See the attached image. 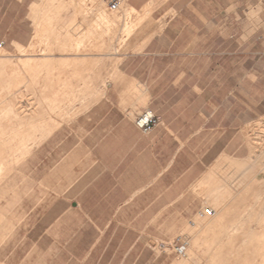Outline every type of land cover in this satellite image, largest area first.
I'll use <instances>...</instances> for the list:
<instances>
[{"label":"crops","instance_id":"0c3cea01","mask_svg":"<svg viewBox=\"0 0 264 264\" xmlns=\"http://www.w3.org/2000/svg\"><path fill=\"white\" fill-rule=\"evenodd\" d=\"M88 1L96 5L95 16L75 18L89 13L79 9ZM235 2L234 8L230 0H129L118 12L107 8L108 13L105 0H82L81 4L76 0H0V25H13L16 30L28 27L30 32L33 25H39L37 36L48 38L57 25H68L56 36L85 30L74 43L75 51L81 43L114 46L109 54L93 52L83 58L84 63L104 61L109 65L106 74L101 73V67L98 72L93 68L89 77L98 79L97 84L88 82L78 90L103 96L82 114L93 128L82 137L84 147L91 143L87 145L90 151L82 163L83 177H78L75 203L69 210L85 223L82 234L89 238L83 240L84 256L79 264H167L169 258L162 254L161 243L159 252L148 239H162L167 222L191 220L196 202L190 191L210 166L223 158H245L249 129L256 130L264 120V25H229L230 14L235 13L238 20L245 4V0ZM255 3L252 15L258 11L264 17V0ZM149 16L158 25H149ZM91 24L97 25L100 38L109 36L115 25L133 38L123 43L124 52L119 51L122 43L117 38L87 43L85 40L95 35L89 31ZM14 42L21 45L20 40ZM57 42L60 50L67 45ZM53 45L47 42L43 52H53ZM49 58L44 54L48 63ZM75 72L78 77L88 76L79 69ZM104 78L106 89L100 85ZM83 104L74 106L79 110ZM141 111H151L160 119L149 133L134 123ZM53 121L31 139L36 144L25 160L0 182V249L15 236L23 218L16 214L8 217L17 198L6 191L51 141L58 128V124L51 126ZM246 185L242 176L228 185L202 183L199 190L213 194L209 204L217 211L230 192H239ZM242 205L238 210L230 207L225 217L209 220L237 222L235 227L232 224L219 234L211 233L212 226L201 227L190 239L251 236L239 224L245 221L246 207L253 208L247 213L261 216L264 190ZM141 222L159 223L157 232L149 234L134 224ZM255 235L264 238V232L252 237ZM179 243L178 239L176 245Z\"/></svg>","mask_w":264,"mask_h":264},{"label":"rangeland","instance_id":"374dc122","mask_svg":"<svg viewBox=\"0 0 264 264\" xmlns=\"http://www.w3.org/2000/svg\"><path fill=\"white\" fill-rule=\"evenodd\" d=\"M76 1L77 4L82 3V0ZM107 3L108 0H105L106 11ZM94 4L88 1L79 9L89 13L76 14L74 17L93 18L96 7ZM229 4L236 7L235 0H230ZM255 6V0H245L244 6L238 13L239 19H236L235 13H231L229 25H264V17L261 13L256 11V15H252ZM149 21V25H158L151 19ZM67 26L57 25L48 38L37 36L39 25H33L32 32L28 27L16 30L13 25H0V155L5 157L10 155L6 158L7 167L5 174L0 176V182L25 160L28 152L20 158L16 154L21 143L28 142L29 148L33 147L36 142L31 139L44 131L46 123L54 120L51 126L55 127L58 124V128L53 131L51 141L45 144L28 170L6 191V195L17 198V203L8 217L11 219L16 214L23 218L15 236H11L0 249L2 264H79L84 256L83 240L89 239L84 238L82 234V226L85 223L70 214L69 210L75 203L78 177H81V180L83 177L82 163L87 160L89 154L87 152L90 151L87 145H91L85 143L84 147L82 142V137L92 132L93 128L91 121L84 122L82 114L85 107L89 108L94 103H98L103 96L81 94L78 90L88 86V82L89 85L97 84L98 79L89 77L94 69L98 72V68L101 67L102 74L108 73V62L84 63V55H92L93 52L109 54L114 46L82 45L75 51L74 43L81 39L82 35L79 33L82 34L85 30L78 28L77 25V31L56 36L59 29L64 31ZM96 26L90 25L89 31L95 35L92 40L86 39L87 43L93 40L103 42L104 38H112L111 40L114 41L117 38L118 43H122L118 49L124 52L123 43L133 38L126 37L119 25L113 27L109 36L100 38L96 34L99 33ZM14 40H20L21 45H15ZM57 41L67 43L63 50H60ZM47 42L54 43L51 53L43 52ZM44 54L51 56L49 63L44 60ZM84 65L89 70L83 69ZM77 69L88 76L78 77L74 74ZM104 79L105 83L102 81L100 85L106 89L107 78ZM86 88L88 87L84 89ZM77 102H84L79 110L74 106ZM7 107H11L17 117L14 118L13 114H5ZM142 112H139L136 118ZM253 128L249 129L250 133L247 131L245 158L219 160L207 169L191 189L190 193L196 202L195 213L191 220L167 222L164 224L162 239H148L149 245L159 252L164 248L161 251L169 258L167 264H264V250L259 252L260 246H264V238L256 239L257 234L252 237L253 233L264 232V205L260 206L259 217L247 213L252 207H246V214L243 217L245 221L239 225H242L246 235L250 233L251 236L190 239L201 230V227L205 229L206 226H212L211 233L215 234L231 228L232 224L235 227L237 222H209V220L229 215L226 212L230 207L238 210L243 206L242 204H248L253 197L255 199V195L260 193V190H264V158H262L264 157V120L256 130ZM242 176L247 185L239 192H230L221 208L217 211L212 210L209 202L213 200V194L199 190L202 183L212 186L213 184L228 185ZM1 203L5 205L6 201L2 200ZM254 210L257 211L258 207ZM62 216L64 220L59 224ZM134 224L139 228L147 229L149 234H155L159 223ZM178 239L179 244L185 246L186 243L189 244V255L185 259L175 253L174 246ZM195 241L199 242L195 243ZM195 246L201 247L197 249ZM217 250L223 252L216 253Z\"/></svg>","mask_w":264,"mask_h":264},{"label":"built area","instance_id":"2783aa9c","mask_svg":"<svg viewBox=\"0 0 264 264\" xmlns=\"http://www.w3.org/2000/svg\"><path fill=\"white\" fill-rule=\"evenodd\" d=\"M129 0H108L107 8L111 12H118L122 6L127 3ZM160 124V119L156 117L151 111H143L135 120L136 127L141 130L143 133H149L155 127ZM175 253L182 257L185 256V246L179 244L174 246Z\"/></svg>","mask_w":264,"mask_h":264},{"label":"bare ground","instance_id":"6f19581e","mask_svg":"<svg viewBox=\"0 0 264 264\" xmlns=\"http://www.w3.org/2000/svg\"><path fill=\"white\" fill-rule=\"evenodd\" d=\"M101 16V15H100ZM104 17V16H103ZM98 18H99V16H98ZM101 19V18H100ZM103 19V18H102ZM107 20V19H106ZM101 21V20H100ZM104 21V20H103ZM102 21V22H103ZM107 22V21H106ZM105 22V23H106ZM104 23V22H103ZM108 23V22H107ZM106 23V24H107ZM109 24V23H108ZM106 27V26H105ZM110 27V26H109ZM107 29H109L108 27H107ZM104 31V30H103ZM103 36V35H102ZM79 45V44H78ZM81 45H82V43H81ZM81 45H79V47H81ZM78 47V48H79ZM77 48V49H78ZM21 51H23V47H21ZM14 111H13V109L11 108V107H7L6 109H5V114H13V117L15 118V117H17V114H14L13 113ZM35 143V142H34ZM30 148H29V145H28V142H22L21 144H20V146H19V148L16 150V154H17V156H18V158H20L21 156H24L25 155V152H28V150H29ZM13 155H15V153L13 154ZM7 157H10V155H6V157H5V155H0V176H3L4 174H5V171H6V167H7ZM19 162H17V164H18ZM185 246V245H184ZM185 251H186V253H185V256H182V258H187L188 257V255H189V246H188V244L186 243V246H185Z\"/></svg>","mask_w":264,"mask_h":264}]
</instances>
